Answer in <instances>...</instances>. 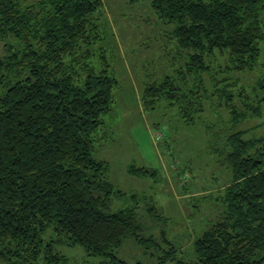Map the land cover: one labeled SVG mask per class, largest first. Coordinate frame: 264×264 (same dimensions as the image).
I'll return each instance as SVG.
<instances>
[{
    "label": "trees",
    "instance_id": "16d2710c",
    "mask_svg": "<svg viewBox=\"0 0 264 264\" xmlns=\"http://www.w3.org/2000/svg\"><path fill=\"white\" fill-rule=\"evenodd\" d=\"M152 8L188 55L174 76L144 89L145 110L167 101L190 126L209 97L203 75L213 87L228 80L212 76L215 52L228 54L229 72L263 66L264 0H152ZM102 10L101 0H0V264H68L59 248L76 245L103 258L100 264H129L117 256L128 241L148 264H264V136L250 134L264 123L224 136L231 180L214 198L200 197V209L216 203L221 212L194 231L193 263L180 255L155 205L145 212L158 237L137 206L111 211L123 193L106 178L108 162L93 153L117 86L97 21ZM260 74L258 106L246 112L218 89L233 126L263 114ZM128 173L157 177L133 165Z\"/></svg>",
    "mask_w": 264,
    "mask_h": 264
},
{
    "label": "rangeland",
    "instance_id": "374dc122",
    "mask_svg": "<svg viewBox=\"0 0 264 264\" xmlns=\"http://www.w3.org/2000/svg\"><path fill=\"white\" fill-rule=\"evenodd\" d=\"M101 1L103 10L97 21L104 26L102 44L110 50L111 74L117 86L93 153L96 159L108 162L106 178L123 193L113 198L111 211L137 206L150 234L158 237L160 227L150 222L145 212L146 204L155 205L168 228L169 238L182 245L180 255L193 263L194 231L210 224L221 212L216 203L200 209V197L214 198L231 180L230 169L221 156L224 136L264 123L263 106L260 117H249L233 126L226 97L218 89L230 93V104L240 111L246 112L249 105L257 107L255 88L260 73H264V64L254 71L229 72L228 54L215 52L208 61L212 76L216 81L223 77L228 80L213 87L212 77L203 75L209 97L190 126L184 123L177 105L171 106L167 101L162 100L156 110L147 111L142 101L144 89L160 83L166 75L174 76L178 68L185 66L188 53L177 48L173 25L160 20L152 8V0ZM1 50L0 43V53ZM255 133L264 136L261 128L250 131L251 135ZM131 165L156 171L157 177L131 175L128 173ZM59 250L68 258V264L104 261L87 254L79 245L62 246ZM117 256L129 264L139 259L149 263L142 249L132 241L125 242Z\"/></svg>",
    "mask_w": 264,
    "mask_h": 264
}]
</instances>
